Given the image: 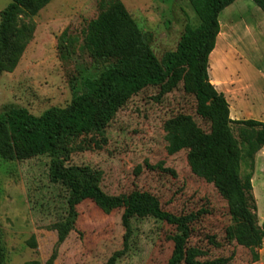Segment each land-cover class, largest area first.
<instances>
[{
  "label": "rangeland",
  "instance_id": "374dc122",
  "mask_svg": "<svg viewBox=\"0 0 264 264\" xmlns=\"http://www.w3.org/2000/svg\"><path fill=\"white\" fill-rule=\"evenodd\" d=\"M11 1L0 0V13ZM102 1L52 0L34 17L33 39L16 69L0 72V114L26 109L39 117L50 108H66L85 76L114 61L94 59L82 47L83 32L99 15ZM119 1L158 60L176 50L186 25L199 23L188 0ZM219 19L228 39L222 43L221 87L211 83L227 91L232 116L234 102L240 101L257 118L264 113V14L252 2L237 0ZM180 115L210 132L211 124L197 115L194 96L181 84L163 95L160 87H148L132 96L104 130L69 139L67 166L100 171V187L109 196L149 194L163 211L192 216L187 246L198 251L199 263L264 264V240L255 263L240 243L244 224L229 192L191 173L188 150L167 153L164 125ZM231 129L242 152L240 177L251 176L256 220L264 229V148L250 160L245 127ZM13 145L15 159L0 158V264H106L122 250L124 211L105 214L89 200L77 206L74 226L58 243L55 225L67 218L70 188L49 176L53 158L48 151ZM130 223L128 250L116 264H166L173 251L170 238L182 230L152 217Z\"/></svg>",
  "mask_w": 264,
  "mask_h": 264
},
{
  "label": "trees",
  "instance_id": "16d2710c",
  "mask_svg": "<svg viewBox=\"0 0 264 264\" xmlns=\"http://www.w3.org/2000/svg\"><path fill=\"white\" fill-rule=\"evenodd\" d=\"M52 0H12L0 13V72L12 73L26 47L33 39L34 17ZM237 0H188L198 18V25H186L173 52L158 60L144 42L137 25L119 0H103L100 13L83 32V48L94 59L107 63L99 72L85 76L80 92H75L66 108H50L36 117L26 109H11L0 114V158L15 159L14 142H22L48 151L52 155L49 176L68 184V215L55 225L57 242L63 243L75 224L77 206L89 200L103 213L122 209L123 248L106 264H116L129 247L131 219L152 217L182 232L170 238L171 257L166 264H221L222 261L199 263V253L188 248L192 216H176L163 211L149 194L109 196L100 187L102 173L89 167L67 166L71 138L104 130L119 109L132 96L148 87H160L169 93L179 84L196 100V113L211 124L209 133L198 129L192 119L177 116L164 125L166 151L174 155L188 150L190 171L196 177L229 194L244 224L240 243L259 260L264 229L257 224L256 205L252 196L251 176L240 177L242 152L231 126H243L247 157L253 160L264 148V123L255 120L234 121L230 118L225 95L218 92L209 78V59L220 34L219 16ZM264 14V0H251ZM67 35L64 32L60 39ZM69 43L65 50L70 53ZM34 245V244H33ZM34 264V263H29Z\"/></svg>",
  "mask_w": 264,
  "mask_h": 264
},
{
  "label": "bare ground",
  "instance_id": "6f19581e",
  "mask_svg": "<svg viewBox=\"0 0 264 264\" xmlns=\"http://www.w3.org/2000/svg\"><path fill=\"white\" fill-rule=\"evenodd\" d=\"M227 39V31L225 23H223L221 34H219L217 38V46L215 47L213 53L210 55L211 58L209 59V76L211 78V81L217 88L221 87V68L224 61V57L222 54V43L226 42Z\"/></svg>",
  "mask_w": 264,
  "mask_h": 264
},
{
  "label": "crops",
  "instance_id": "0c3cea01",
  "mask_svg": "<svg viewBox=\"0 0 264 264\" xmlns=\"http://www.w3.org/2000/svg\"><path fill=\"white\" fill-rule=\"evenodd\" d=\"M251 2V0H248ZM219 24H220V31H221V20L219 19ZM229 25V23H228ZM231 27V26H230ZM233 28V27H231ZM237 55H239L237 53ZM235 75H231L228 77V79H231V77H234ZM210 78V76H209ZM210 81H211V78H210ZM212 84V83H211ZM218 92H221L225 95V98H226V92L225 89L223 90H218L216 89ZM227 100V99H226ZM246 105V103H241L240 101L238 102H234V106H235V115L232 116L230 114V118L231 120H234V121H243V120H248V118H254L252 115H249L247 112H245L243 110L244 106ZM231 113V112H230ZM251 120H255V121H259V122H262L264 123V113L260 114L259 116H257V118H254V119H251Z\"/></svg>",
  "mask_w": 264,
  "mask_h": 264
}]
</instances>
